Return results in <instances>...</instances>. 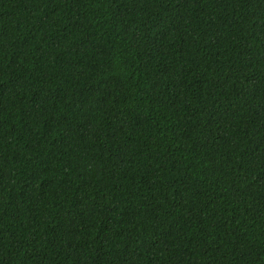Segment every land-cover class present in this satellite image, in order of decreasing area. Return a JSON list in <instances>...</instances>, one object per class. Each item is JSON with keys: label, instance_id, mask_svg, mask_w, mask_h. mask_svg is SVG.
Returning a JSON list of instances; mask_svg holds the SVG:
<instances>
[{"label": "trees", "instance_id": "obj_1", "mask_svg": "<svg viewBox=\"0 0 264 264\" xmlns=\"http://www.w3.org/2000/svg\"><path fill=\"white\" fill-rule=\"evenodd\" d=\"M0 264H264V0H0Z\"/></svg>", "mask_w": 264, "mask_h": 264}]
</instances>
